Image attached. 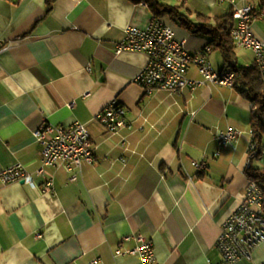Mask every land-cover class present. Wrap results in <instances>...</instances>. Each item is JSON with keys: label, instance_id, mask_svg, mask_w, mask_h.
Returning <instances> with one entry per match:
<instances>
[{"label": "crops", "instance_id": "crops-1", "mask_svg": "<svg viewBox=\"0 0 264 264\" xmlns=\"http://www.w3.org/2000/svg\"><path fill=\"white\" fill-rule=\"evenodd\" d=\"M160 1L195 24L233 13L230 0ZM236 3L255 6L253 30L264 41V0ZM153 15L135 0H0V171L22 163L37 183L0 181V264H87L95 257L143 264L137 254L115 253L136 247L134 238L124 239L130 234L151 239L160 264L221 260L223 223L250 180L253 103L228 84L146 92L135 77L147 54H116L115 46L128 27L145 28ZM160 18L190 52L210 43L169 15ZM235 46L238 65L254 66L252 51ZM209 58L215 70H230L221 50L212 49ZM188 74L201 78L196 65ZM112 101L125 108L130 125L116 133L98 119ZM77 121L90 130L95 163H85L76 181L60 165L38 174L42 146L35 129ZM228 127L242 135L221 145L215 134ZM194 160L207 168L198 171ZM252 165L264 170V137ZM49 180L53 193L41 189ZM262 262L264 245L252 260L233 264Z\"/></svg>", "mask_w": 264, "mask_h": 264}, {"label": "built area", "instance_id": "built-area-1", "mask_svg": "<svg viewBox=\"0 0 264 264\" xmlns=\"http://www.w3.org/2000/svg\"><path fill=\"white\" fill-rule=\"evenodd\" d=\"M230 2L233 5L235 20L231 28L234 42L241 47H252L255 64L264 78V41L257 37L253 30L256 8L253 4L238 5L236 0H230ZM211 50L212 46L207 44L199 51L190 52L186 48V41L177 39L173 27L156 15H153L150 24L145 28L128 27L125 36L115 46L116 54L125 51L147 54V63L138 72L135 81L142 85L148 93L154 90L179 93L204 84L231 85L234 71L215 70L209 58ZM192 65L198 67L201 74L200 79H193L189 76V69ZM98 119L111 133L130 127L126 118V110L117 101L109 103L98 114ZM34 135L42 146V164L37 170L38 174H43L46 167L60 165L72 173L71 181H76L77 172L82 169L83 165L96 161L95 146L90 130L82 122L77 121L71 125H53L44 122L35 129ZM241 135L240 129L228 127L226 130L217 132L215 139L222 145L238 140ZM220 153L217 151L216 155ZM259 155L251 130L247 168ZM192 164L198 171L207 168L205 161L194 160ZM0 181L2 184L23 181L30 187L37 186L32 173L22 163L2 169ZM41 189L43 192L53 193V181L42 183ZM39 236L42 234L39 233ZM132 238L137 241L136 247L124 251L119 246L115 253L117 255L125 252L137 254L143 264H160L151 239L143 234H130L124 237L125 240ZM260 245H264V187L250 179L244 199L223 223L217 240L221 260L211 264H233L243 259L252 260L255 248ZM87 264L104 263L101 258L95 257Z\"/></svg>", "mask_w": 264, "mask_h": 264}, {"label": "trees", "instance_id": "trees-1", "mask_svg": "<svg viewBox=\"0 0 264 264\" xmlns=\"http://www.w3.org/2000/svg\"><path fill=\"white\" fill-rule=\"evenodd\" d=\"M50 4L54 0H49ZM145 2L150 7L154 15L163 17L169 15L170 18L193 33H202L210 37L212 49H219L225 60V64L230 70L235 72L234 86L241 89L253 103L251 114V130L253 131L254 142L257 145L259 154L261 153L264 137V78L261 70L254 66H240L236 62L235 42L231 35V22L234 19L233 13L219 16L215 23L206 20L203 23L195 24L177 6L162 3L160 0H135ZM249 179L258 182L264 187V170L255 168L251 164L246 168Z\"/></svg>", "mask_w": 264, "mask_h": 264}, {"label": "bare ground", "instance_id": "bare-ground-1", "mask_svg": "<svg viewBox=\"0 0 264 264\" xmlns=\"http://www.w3.org/2000/svg\"><path fill=\"white\" fill-rule=\"evenodd\" d=\"M231 35H232V34H231ZM232 38H233V35H232ZM233 39H234V38H233ZM243 48H246V49H249V50L252 51V47H250V46H243ZM210 61H211V60H210ZM211 65H213L212 62H211ZM234 82H235V72L232 73V77H231V85H232V86H234Z\"/></svg>", "mask_w": 264, "mask_h": 264}, {"label": "water", "instance_id": "water-1", "mask_svg": "<svg viewBox=\"0 0 264 264\" xmlns=\"http://www.w3.org/2000/svg\"><path fill=\"white\" fill-rule=\"evenodd\" d=\"M23 182V181H22Z\"/></svg>", "mask_w": 264, "mask_h": 264}]
</instances>
